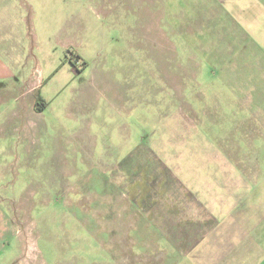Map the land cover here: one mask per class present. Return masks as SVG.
<instances>
[{"label": "rangeland", "instance_id": "obj_1", "mask_svg": "<svg viewBox=\"0 0 264 264\" xmlns=\"http://www.w3.org/2000/svg\"><path fill=\"white\" fill-rule=\"evenodd\" d=\"M14 2L48 106L1 130L0 264H185L264 172V60L193 0Z\"/></svg>", "mask_w": 264, "mask_h": 264}, {"label": "crops", "instance_id": "obj_2", "mask_svg": "<svg viewBox=\"0 0 264 264\" xmlns=\"http://www.w3.org/2000/svg\"><path fill=\"white\" fill-rule=\"evenodd\" d=\"M37 3L41 7V17L47 19L46 2L38 0ZM193 4L200 11L210 8L216 13V24L223 19L225 23L232 24L226 26L230 30L227 36L234 37L231 45L239 46V51L233 54V58H223V61L264 60V0H193ZM28 11L27 19L26 11L23 14V9L17 7L14 0H0V136L5 134L1 130L16 133L17 125H27V113L31 117L32 111L42 112L36 108L37 101L43 100L42 94L37 96L35 104L25 103L26 93L39 87L32 81L36 80V84L42 83V79L47 80L43 69L37 63L32 64L27 32L34 9L31 7ZM72 44L70 41L64 43L66 48ZM27 83L33 87L26 89ZM26 140L24 137L19 141ZM12 147L5 149L0 146V157L2 154L18 157V146ZM257 152L264 154V147ZM259 174L262 176L253 181L232 187L234 204L227 214L232 213L230 216L233 218H228L224 212L219 213L217 218L220 221H217L215 229L200 234V239L195 242L194 237L189 236L182 254L185 264H264V172ZM1 201L0 171V204ZM10 223L9 220L6 226H1L0 222V238L15 233ZM2 248L4 246L0 242V261Z\"/></svg>", "mask_w": 264, "mask_h": 264}, {"label": "trees", "instance_id": "obj_3", "mask_svg": "<svg viewBox=\"0 0 264 264\" xmlns=\"http://www.w3.org/2000/svg\"><path fill=\"white\" fill-rule=\"evenodd\" d=\"M47 103L44 101V100H38L37 103H36V108L39 110V111H42L45 107H46Z\"/></svg>", "mask_w": 264, "mask_h": 264}]
</instances>
